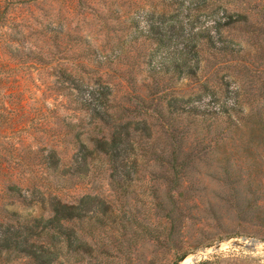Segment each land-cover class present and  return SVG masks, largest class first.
<instances>
[{
    "label": "rangeland",
    "instance_id": "1",
    "mask_svg": "<svg viewBox=\"0 0 264 264\" xmlns=\"http://www.w3.org/2000/svg\"><path fill=\"white\" fill-rule=\"evenodd\" d=\"M106 1L0 0V204L8 197L10 183H17L33 202L28 208L18 204L24 214L40 213L38 205L47 191L66 199L93 193L123 204V196L117 201L121 194L110 185L106 167L95 172L91 182V177L79 182L57 172L58 160L66 163L74 152L69 123L83 113L73 109L68 89H60L55 69H73L77 33H94V43L111 38L114 26L108 29L102 18ZM251 7L260 10L263 26L246 42L250 54L243 70L233 67L246 107L236 112L237 123L228 126L223 118L212 130L201 126L198 132L193 126L180 139L181 161L186 162L180 175L186 186L176 190L179 195L174 192L175 199L170 196L175 184L167 180L173 173L164 161L170 157H141L138 172L132 173L138 186L129 188L134 192L125 199L141 210L140 225L126 231L116 227V232L104 223L89 225L90 239L100 243V253L84 255L81 251L88 246L76 242L79 253L72 264H180L183 256L193 259L189 264H264V0H252ZM138 45L118 49L115 70L104 69L115 77L131 75L140 86L149 71L144 62L147 49ZM124 91L118 93L122 100L127 97ZM143 186L148 192L156 190L150 213L139 203ZM121 232L125 245L116 248ZM105 243L109 254L103 253L105 248L102 252ZM216 244L221 248L196 255Z\"/></svg>",
    "mask_w": 264,
    "mask_h": 264
},
{
    "label": "trees",
    "instance_id": "2",
    "mask_svg": "<svg viewBox=\"0 0 264 264\" xmlns=\"http://www.w3.org/2000/svg\"><path fill=\"white\" fill-rule=\"evenodd\" d=\"M106 2L102 18L108 29L114 26L111 38L94 43V33H77L73 69H55L60 89H68L73 109L83 113L76 123H69L74 152L68 162L58 160L57 172L79 182L91 177V182L95 172L106 167L110 185L121 194L117 201L123 196V204L93 193L66 199L47 191L38 205L40 213L24 214L20 205L28 208L33 202L17 183H10L5 189L8 197L0 204V264H72L79 253L76 242L88 246L81 251L84 255L100 253V243L90 239L89 225L104 223L113 232L116 227L126 231L128 226L140 225L141 210L125 199L134 192L129 188L138 186L132 173L138 172L141 157L143 161L151 155L170 157L164 161L173 173L167 180L175 184L170 193L175 199L174 192L186 186L180 175L186 165L181 161L180 139L193 126L198 132L201 126L212 130L223 118L228 126L237 123L236 112L245 111L244 89L233 67L243 70L250 54L246 42L263 26L252 0ZM127 43L147 49L144 62L149 75L140 86L131 75L115 77L108 72V68L115 70L117 51ZM120 89H130L125 100L118 97ZM249 114L253 115L252 110ZM260 116L264 121V115ZM142 188L139 203L150 213L156 190ZM117 237L116 248L125 245V233ZM108 248L105 243L102 252L109 254Z\"/></svg>",
    "mask_w": 264,
    "mask_h": 264
},
{
    "label": "water",
    "instance_id": "3",
    "mask_svg": "<svg viewBox=\"0 0 264 264\" xmlns=\"http://www.w3.org/2000/svg\"><path fill=\"white\" fill-rule=\"evenodd\" d=\"M220 248H221V244L210 245L203 252L196 253V255L206 256L210 250H218ZM185 259H186V257H184L183 259H181L180 263L183 262V261H185Z\"/></svg>",
    "mask_w": 264,
    "mask_h": 264
},
{
    "label": "bare ground",
    "instance_id": "4",
    "mask_svg": "<svg viewBox=\"0 0 264 264\" xmlns=\"http://www.w3.org/2000/svg\"><path fill=\"white\" fill-rule=\"evenodd\" d=\"M192 258H187L185 261L181 262L180 264H189L191 263L190 261H192Z\"/></svg>",
    "mask_w": 264,
    "mask_h": 264
}]
</instances>
